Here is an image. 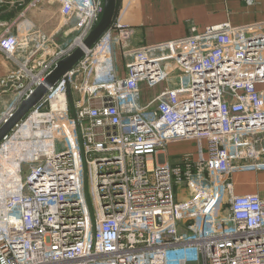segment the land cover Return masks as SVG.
<instances>
[{
    "label": "built area",
    "instance_id": "1",
    "mask_svg": "<svg viewBox=\"0 0 264 264\" xmlns=\"http://www.w3.org/2000/svg\"><path fill=\"white\" fill-rule=\"evenodd\" d=\"M44 1L0 0L22 8L0 20V51L16 64L0 79L14 93L0 124L84 52L0 142V264H264V179L245 194L232 180L264 172V19L130 46L127 0L86 48L103 0H47L63 18L51 32L34 20ZM37 118L42 132L24 137ZM180 140L205 141V157L168 161Z\"/></svg>",
    "mask_w": 264,
    "mask_h": 264
},
{
    "label": "crops",
    "instance_id": "2",
    "mask_svg": "<svg viewBox=\"0 0 264 264\" xmlns=\"http://www.w3.org/2000/svg\"><path fill=\"white\" fill-rule=\"evenodd\" d=\"M126 3L127 0H117L115 17ZM4 7L5 10L0 11V20L6 22L16 20L18 12L22 9L17 5ZM123 19L132 26L133 34L130 42L137 46L183 36L188 32L191 24L202 29L225 21L233 25H241L263 20L264 0H137L135 5L129 6ZM15 69L16 64L0 51V79ZM13 95L11 90L3 93L0 87V117L11 103ZM199 146L200 148L191 140L172 141L166 147L168 152L164 151L165 157L168 161H173L172 159L175 160L182 154H192L194 158H198L199 155L205 157V141L199 142ZM175 148H185V150L172 152L171 149ZM247 176L252 177L255 183L249 184L250 186L243 183L242 177ZM263 179L264 172L249 171L235 175L232 179L235 193L263 191L261 184Z\"/></svg>",
    "mask_w": 264,
    "mask_h": 264
},
{
    "label": "water",
    "instance_id": "3",
    "mask_svg": "<svg viewBox=\"0 0 264 264\" xmlns=\"http://www.w3.org/2000/svg\"><path fill=\"white\" fill-rule=\"evenodd\" d=\"M117 0H103V9L99 21L85 38L83 45L90 48L100 36L109 28L115 17ZM83 48L77 47L72 53L59 60L54 69L39 83L33 91L24 98L18 107L0 124V142L27 115V113L44 97L49 87L57 81L83 55Z\"/></svg>",
    "mask_w": 264,
    "mask_h": 264
},
{
    "label": "rangeland",
    "instance_id": "4",
    "mask_svg": "<svg viewBox=\"0 0 264 264\" xmlns=\"http://www.w3.org/2000/svg\"><path fill=\"white\" fill-rule=\"evenodd\" d=\"M43 13H40L39 15H37V18L34 19L44 31L47 32H51L54 30V28L57 25H60L63 23V18L60 15V13L58 12V5L56 3H52L49 2L47 0L44 1L43 4ZM130 46H135L130 42ZM178 72H175L174 75H177ZM143 100H146L148 97H150V93L153 94L154 91H148L146 89L145 86H143ZM149 93V94H148ZM34 135H30L29 137H32ZM185 150V148H175V149H171L172 152H179V151H183ZM166 151L168 152V149H166ZM171 156L169 155L168 158H170ZM174 160V159H172ZM241 173H238L236 175H239ZM235 177V175H234ZM242 182L245 183L246 185L249 184H253V182L255 183L254 179H252V177H242ZM250 186V185H249ZM181 186H177L176 188V195L179 196ZM85 193H86V198L88 201V204L90 207H92V202H93V197L91 196V191H90V185L88 182H86L85 185Z\"/></svg>",
    "mask_w": 264,
    "mask_h": 264
},
{
    "label": "bare ground",
    "instance_id": "5",
    "mask_svg": "<svg viewBox=\"0 0 264 264\" xmlns=\"http://www.w3.org/2000/svg\"><path fill=\"white\" fill-rule=\"evenodd\" d=\"M97 42V41H96ZM39 123H40V120L37 118L35 120H32L31 121V125L28 127V129L32 126L34 129L36 130H32L33 128L31 129H26L22 132V135L24 137H27V136H30V135H39L42 130L40 129V126H39ZM39 149V145L36 143V142H33V146L32 147H29L25 150V155H26V158H31V156ZM14 153L15 155H20L21 156V150L19 151L18 148H15L14 150ZM24 157V156H22ZM2 160H0V164H5L4 162H1ZM11 163H13V161H11ZM16 164V161L14 162ZM13 166L9 167V169H11ZM10 174V173H9ZM8 174V175H9Z\"/></svg>",
    "mask_w": 264,
    "mask_h": 264
}]
</instances>
